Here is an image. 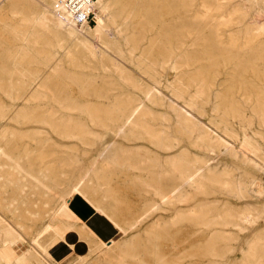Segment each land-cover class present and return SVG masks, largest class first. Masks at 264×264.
Here are the masks:
<instances>
[{"label": "rangeland", "instance_id": "374dc122", "mask_svg": "<svg viewBox=\"0 0 264 264\" xmlns=\"http://www.w3.org/2000/svg\"><path fill=\"white\" fill-rule=\"evenodd\" d=\"M195 1L174 19L197 32L204 16ZM147 44L131 59L123 44L109 59L83 47L69 58L53 49L60 70L38 71L58 98L19 101L30 123L0 120V216L26 243L24 229L36 232L53 264H264V136L246 137L236 117L224 134L212 126L221 119L212 105L198 115L194 86L182 81L192 68L139 69L141 56L155 60ZM185 48L195 51L189 40ZM111 59L123 70L101 67ZM10 251L0 248V264L14 263L4 256Z\"/></svg>", "mask_w": 264, "mask_h": 264}, {"label": "bare ground", "instance_id": "6f19581e", "mask_svg": "<svg viewBox=\"0 0 264 264\" xmlns=\"http://www.w3.org/2000/svg\"><path fill=\"white\" fill-rule=\"evenodd\" d=\"M190 1L96 0L95 24L90 28H83L57 14L59 0H0V70H4L6 76L0 82V96L5 97L8 102H0V120L30 123L31 111H20L19 101L33 104L41 100L55 101L58 98L49 86L55 82H50L48 76L46 78L38 71L60 70L61 61L55 60L53 49L64 51L65 58H69L75 49L83 47L92 55H106L109 59V52L113 53L111 56L119 58L114 52L123 44L129 48L131 59V55L147 42L144 53L155 60L148 62L141 56L136 61L139 69L156 70L165 66L176 70L192 68L194 72H189L191 75L186 73L189 76L185 74L182 81L194 86L193 99L198 115L202 116L205 109L212 105V111L221 119L209 124L212 123L216 129H223L224 134L233 133L226 122L228 117H236L246 121V137L264 136V0H201L199 13L204 16L201 18L203 29L197 32L195 29L190 30L188 24L174 19V14L179 9L193 8L196 1ZM133 20L137 22L134 26L131 25ZM91 31L92 35H89ZM186 40L195 48L191 54L186 52ZM36 58H45L46 61L39 63ZM71 63L83 68L82 64L76 63L74 57ZM108 66L112 70H123L116 60L101 63L102 68ZM228 70L231 71L227 74ZM222 75L224 77L221 79ZM62 85L64 86L63 83ZM35 86H38L36 90ZM80 86L82 89V83ZM60 93L61 91L59 95ZM84 94L82 97L87 96ZM115 109L119 110H113ZM186 116L184 114L185 118ZM36 123L50 126L46 120ZM254 123L258 124L261 133H253ZM198 127L200 131L203 130L199 125ZM82 131L79 127L75 130L77 134H83ZM65 133L62 136L69 138V134ZM71 192L73 195L77 194L79 189ZM4 210L5 208L0 207V211ZM18 225L21 229V225ZM220 226L226 227L228 224L223 221ZM15 229L18 228L8 224L0 216V248L8 245L11 249L10 252H5V257L14 261L13 264H48L47 261L53 264L45 250V243L40 242L36 232L24 229L26 235H31L29 244ZM221 239L225 240L222 236Z\"/></svg>", "mask_w": 264, "mask_h": 264}, {"label": "built area", "instance_id": "2783aa9c", "mask_svg": "<svg viewBox=\"0 0 264 264\" xmlns=\"http://www.w3.org/2000/svg\"><path fill=\"white\" fill-rule=\"evenodd\" d=\"M96 0H59L56 12L77 27L90 28L95 24Z\"/></svg>", "mask_w": 264, "mask_h": 264}]
</instances>
